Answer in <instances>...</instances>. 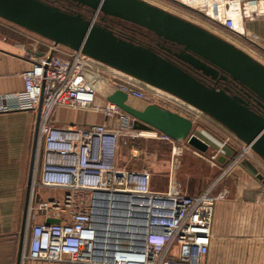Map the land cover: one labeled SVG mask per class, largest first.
<instances>
[{
	"label": "built area",
	"instance_id": "2783aa9c",
	"mask_svg": "<svg viewBox=\"0 0 264 264\" xmlns=\"http://www.w3.org/2000/svg\"><path fill=\"white\" fill-rule=\"evenodd\" d=\"M165 1L241 39H246L247 19L254 13L264 14V0ZM248 3L255 5L251 12L247 10ZM21 75L23 90L0 95V113L38 112L41 108L32 187L62 191L59 197L30 202L27 226L31 233L24 257L70 264H204L212 242L216 203L223 193L211 187L197 195L189 194L176 180L174 169L168 189L155 190L149 170L120 167L122 138L130 130L136 133L133 137L142 136L143 131L134 130L133 117L118 105L105 99L99 101L98 82L106 80V89L115 87L129 98L148 104L161 105L159 100L171 102L172 98L158 91L151 96L138 83L140 79L54 41ZM56 107L101 112L113 123L58 126L51 117ZM187 107L193 115L173 106L165 108L195 123L199 109ZM148 132L171 145L173 162L183 154L181 142L158 131ZM231 140L227 137L223 145ZM232 145L241 150L233 157V166L241 164L247 154L261 163L251 145L238 137ZM108 206L113 210L112 218L124 214L129 227L128 243L122 245L121 238L116 237L110 254L100 246L108 229L103 228L108 215H101V211L108 213ZM49 218L60 222L47 224Z\"/></svg>",
	"mask_w": 264,
	"mask_h": 264
},
{
	"label": "water",
	"instance_id": "95a60500",
	"mask_svg": "<svg viewBox=\"0 0 264 264\" xmlns=\"http://www.w3.org/2000/svg\"><path fill=\"white\" fill-rule=\"evenodd\" d=\"M93 12L70 11L50 0H0V16L36 32L56 44H62L130 74L146 83L162 88L187 101L223 124L264 160V64L234 43L184 17L146 0H67ZM103 15L102 23L96 16ZM120 19L178 45L177 57L192 68L212 78H230L255 96V104L240 92L219 89L185 69L172 57L153 46L128 39L115 31L107 21ZM247 94V93H246ZM102 97L133 117L138 131H158L177 142L187 141L195 149L206 152L210 144L194 133V121L179 112L150 103L143 109L128 103L127 93L109 87ZM251 98V96H248ZM255 105L257 108H255ZM41 108L38 110L25 206L22 238L26 231L30 193L33 186L36 150L39 138ZM264 185V174L253 164H246ZM49 218L47 224L59 223ZM22 253L18 258L21 264Z\"/></svg>",
	"mask_w": 264,
	"mask_h": 264
},
{
	"label": "crops",
	"instance_id": "0c3cea01",
	"mask_svg": "<svg viewBox=\"0 0 264 264\" xmlns=\"http://www.w3.org/2000/svg\"><path fill=\"white\" fill-rule=\"evenodd\" d=\"M13 33H16L15 29ZM18 33L21 35L0 32V95L22 91L24 80L21 74L31 69L34 61L53 42L29 29ZM245 40L264 52L263 13H254L247 19ZM99 101L104 102L102 94ZM147 105L145 103L144 107ZM37 116L38 112L34 110L0 113V264H18L20 252L21 264H70L24 257V252H28L31 228L26 224L23 238L21 233L28 198ZM51 117L58 126L113 123V120H108L101 112L68 107H56ZM221 152L218 167L223 172L218 181L214 180L204 189L201 184L199 190L187 185L184 187L192 195L211 187L217 193L223 191L216 203L212 242L204 264H264V185L245 165L231 166V160L235 156L233 149L223 148ZM119 160L120 150L118 164ZM260 162V166L264 167V160L260 159ZM167 189L168 187H163L160 190ZM61 193L59 189L32 187L30 202H37L40 198L59 197Z\"/></svg>",
	"mask_w": 264,
	"mask_h": 264
},
{
	"label": "rangeland",
	"instance_id": "374dc122",
	"mask_svg": "<svg viewBox=\"0 0 264 264\" xmlns=\"http://www.w3.org/2000/svg\"><path fill=\"white\" fill-rule=\"evenodd\" d=\"M146 1L153 3L174 14H177L198 25L207 28L208 30L216 33L217 35L225 38L226 40L242 48L250 55H252L255 59H257L258 61L264 64V52H262V50H260L259 48L255 47L253 44H251V42H248L245 39L237 38L229 34L226 30L207 21L202 17L199 16L193 17L190 14H188L186 10H183L181 8H176L175 6H173L172 4H170L165 0H146ZM87 13L90 18L94 16L92 15L93 12L91 11ZM101 18H103L102 14H99L96 17L97 23H102ZM108 22L114 28L117 29L123 28L127 31H129L128 29H131L133 26L112 18H109ZM123 24H126L127 27L123 26ZM135 28L137 29V32L129 31L130 34L134 35L133 37L144 43H151L157 45L159 39L155 35L149 33L145 29H140L137 27ZM14 29L16 30V33H13ZM21 30L23 31L27 29L24 28L23 26H20L0 16L1 33L10 32L12 34L21 35L20 33H18ZM117 71L125 73L119 69H117ZM138 83L140 84V86L148 90V93L151 96L154 95L155 91L170 96L172 98L171 102H164L163 100L158 101L160 102L161 105H164V107L173 106L179 109L180 111H182L184 114L193 115L192 109H189V107H187V106H191L189 105L190 103H188L187 101L181 99L180 97L162 88L153 86L142 80H139ZM106 84H107L106 80H104V82L102 81L98 82V87L101 94L103 93V91H105L107 86ZM130 100L132 101L133 106L140 109H143L144 104L147 103L144 100H138L135 98H131ZM198 115L199 117L195 121V125H194V133L200 136L201 138H203L205 141H207L210 144L208 151H206L205 153L201 152L195 149L194 147H192L191 145H189V143H187L186 141H184L181 142L184 147L183 154L179 156L177 159H175V162H173L172 147L168 142L163 141L156 136L140 135L137 137H133V135L136 133L132 132L133 130H130L128 132L129 134L122 138V142L120 146V160H119L120 167H127L133 170H143V169L149 170L153 176L152 187L155 190L163 189V187L165 188L169 187L173 169L176 180L180 181L183 187H187V186H189L190 188L195 187L196 190H199L198 188L199 186H201V184L204 185V187L202 188L204 189L205 187H207L208 184H210L214 180L218 181V178L221 177L220 175L223 172L218 167L219 159H220L219 157L222 154L221 149L234 148L235 150L234 149L233 150L235 152V156L241 152L240 149H237L238 147L232 145V143L234 142V138L237 136L210 115L204 112L202 113L199 110H198ZM227 137H230L232 140L228 145L224 146L223 141H225ZM253 152L255 151L253 150ZM255 154L259 159H262L259 155H257L256 152ZM215 156L218 157H216V159L213 160L212 158H214ZM232 162L233 159L231 160V166H233ZM250 163L255 165L256 168H258L259 172L264 174L263 171L264 167L260 166L258 162L253 160L251 155L247 154L245 158H243V160L241 161V164L246 166V164H250ZM138 167H143V168L136 169ZM109 209L110 207L108 206L107 209L108 213H106L105 210L101 211V215L103 214L108 215L107 217H104V221H106L107 224L103 225V228H111L110 234L108 233V235H106L103 238V240H105L107 236L113 237V235H115V233L118 232V235L116 236H119L121 238L119 240V243H121L122 245L127 244L128 243L127 238L129 237V234L127 232V230H129L127 217H125L124 214H122L123 216L121 217L112 218L113 210L112 209L109 210ZM113 232L114 234L112 235ZM102 233L105 234L104 232ZM107 240L109 241V238H107ZM116 241H117L116 239L112 240V242H116Z\"/></svg>",
	"mask_w": 264,
	"mask_h": 264
},
{
	"label": "flooded vegetation",
	"instance_id": "af4514ba",
	"mask_svg": "<svg viewBox=\"0 0 264 264\" xmlns=\"http://www.w3.org/2000/svg\"><path fill=\"white\" fill-rule=\"evenodd\" d=\"M50 1H52L55 5H58V6L62 7V8H66V9H68L70 11L72 10V11H77V12H83L87 16H88L87 12H90V10H87L85 8H82V7H78V6L74 5L73 3H71V2H69L67 0H50ZM107 23L115 31L120 33L125 38L137 40L135 37H133L134 35L129 33V31L137 32V29L135 27L132 26V28L128 29L129 31H127V30H125L123 28H120V29L114 28L108 21H107ZM123 26L127 27L126 24H123ZM147 44L153 46L155 49H157L158 51L162 52L163 54H166V55L172 57L174 60H176L178 63H180L185 69H187L188 71L196 74L198 77L203 79L206 83L214 85V86H216L219 89L230 88L233 93H239L240 92L245 98H247V99L249 98L248 100H251L252 104H255L254 103L256 101L255 96L251 95L245 89H243L240 86H238L229 77L228 78H223V76L221 77V75L223 74L222 72L219 74V77L212 78L211 76H206L203 73H200V71L198 72L197 70L193 69L192 65L190 63L180 60L177 57V55H176V53L179 54L182 51V48L180 46L172 44L170 42L163 41L162 39L158 40L157 45L151 44V43H147ZM248 96H251V98L248 97ZM255 108H257L256 105H255Z\"/></svg>",
	"mask_w": 264,
	"mask_h": 264
},
{
	"label": "bare ground",
	"instance_id": "6f19581e",
	"mask_svg": "<svg viewBox=\"0 0 264 264\" xmlns=\"http://www.w3.org/2000/svg\"><path fill=\"white\" fill-rule=\"evenodd\" d=\"M253 8H255V5L254 4H252V3H248L247 4V10H248V12H251L252 10H253ZM259 9H263L262 8V6L259 8ZM106 83V82H105ZM131 98H129V100H128V103H130V104H132V101L130 100ZM142 135H146V136H155V133L154 132H148V131H143L142 132ZM110 210V209H109ZM109 218V217H108ZM110 232H111V228H108L107 229V231H106V235H108V233L110 234ZM127 232H128V230H127ZM114 234V232L112 233V235ZM119 234H122V233H119ZM116 235H118V232H116L115 233V235H113V237H111V236H107L106 238H105V242H103L102 244H100V246L102 247V249H104L105 251H104V253H108V254H110L109 252V250H110V248L113 246L112 245V240H114V239H116V237H119V236H116ZM107 238H109V241L107 240ZM99 245V244H98Z\"/></svg>",
	"mask_w": 264,
	"mask_h": 264
},
{
	"label": "trees",
	"instance_id": "16d2710c",
	"mask_svg": "<svg viewBox=\"0 0 264 264\" xmlns=\"http://www.w3.org/2000/svg\"><path fill=\"white\" fill-rule=\"evenodd\" d=\"M116 20H119V21L125 22L126 24H129V25H133V27H137V28H140V29H144V28H141V27L136 26V25H134V24H131V23H129V22H126V21L120 20V19H116ZM145 30H146V29H145ZM134 41L144 43V42L139 41V40H134ZM146 44H147V43H146Z\"/></svg>",
	"mask_w": 264,
	"mask_h": 264
}]
</instances>
